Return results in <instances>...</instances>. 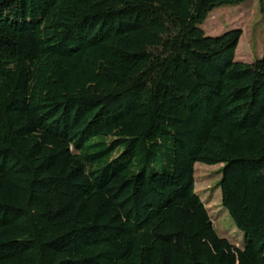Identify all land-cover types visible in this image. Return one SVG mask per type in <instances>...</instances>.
Returning <instances> with one entry per match:
<instances>
[{"label": "trees", "instance_id": "trees-1", "mask_svg": "<svg viewBox=\"0 0 264 264\" xmlns=\"http://www.w3.org/2000/svg\"><path fill=\"white\" fill-rule=\"evenodd\" d=\"M248 1L0 0V264H264V57L201 29Z\"/></svg>", "mask_w": 264, "mask_h": 264}, {"label": "rangeland", "instance_id": "rangeland-1", "mask_svg": "<svg viewBox=\"0 0 264 264\" xmlns=\"http://www.w3.org/2000/svg\"><path fill=\"white\" fill-rule=\"evenodd\" d=\"M201 29L207 36L214 38L233 30H241L243 35L236 53V61L253 64L264 57V0H249L237 7L216 9L208 16ZM222 168L223 165L196 164V192L209 210L219 236L243 248L245 235L237 229L222 206V192L219 188Z\"/></svg>", "mask_w": 264, "mask_h": 264}]
</instances>
